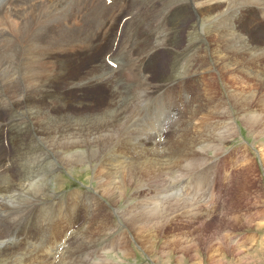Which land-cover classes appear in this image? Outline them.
Segmentation results:
<instances>
[{
  "label": "rangeland",
  "instance_id": "374dc122",
  "mask_svg": "<svg viewBox=\"0 0 264 264\" xmlns=\"http://www.w3.org/2000/svg\"><path fill=\"white\" fill-rule=\"evenodd\" d=\"M59 1H62L64 10V3L68 2ZM86 1L72 0L73 8L69 10H84L82 26L88 31H95L96 35L92 45L82 54L62 51L52 56L49 54L37 59L34 66L26 64L24 69V40L17 43L12 36L19 32L21 23L31 15L33 2L0 0V195L7 190L4 194L10 196L9 199L0 197V210L2 204L7 203L6 212L0 213V264H264V111L260 110V105L264 104V56H255L258 61L253 63L257 70L260 69L259 74H250L244 69L238 70H243L246 75L237 74L234 58L220 53L223 59L220 57L221 60H218L219 52L214 47L216 28L209 17L216 12V16L226 14L227 19L233 15L236 30L245 34L250 45L264 49V10L261 2L249 4L244 0H237V3L232 0V4L225 7L209 4L210 0H180L179 9L173 10L165 20V26L169 28L167 37L173 38L170 45H175L153 55L145 68V63L141 66L135 64L134 68L135 60L130 68L134 69V73L141 72V75L147 76L153 90L159 92L162 80L171 76L172 73H169L177 66L179 50L186 44L193 45L198 52L187 54V61L184 59L185 65L180 71L184 78L190 76L189 79L194 81L193 87L175 94L168 93L169 101L164 99L160 102L162 97L151 95L156 99L154 106H158L156 111H151L138 103V96L143 94L138 90V77L129 73L134 77L136 93L130 92L128 98L121 85L116 84L121 66L127 68L119 43L124 41L122 46L126 43L128 47L123 51L131 52V58H139L150 42V31L147 32L144 24L148 19L152 24L166 0H124L128 10L122 12L124 8L113 5L117 10L105 12L102 17L103 12L99 10L100 14L98 10H91L93 7L87 6ZM174 2L172 0L173 4L179 1ZM132 8H138L139 12ZM123 14L128 17L134 15V19L124 24L122 32L118 30L121 32L118 36L117 24ZM198 17L200 20L207 17L205 20L209 26L198 29ZM98 19L101 27L97 30L95 24ZM29 24L32 25L31 19ZM76 26L79 27V24L76 23ZM229 27L222 24L216 33L219 31L220 34ZM77 30L81 32V28ZM130 37L133 41L128 44ZM118 38L120 46L115 41ZM197 39L202 41L200 47ZM112 45L116 49L108 59L115 62L116 67L119 64L115 74L113 69L116 67L110 69L104 59ZM129 45L133 50L130 51ZM2 48L5 49L3 52ZM165 55H170L169 67L162 76L169 75L159 81L155 74L150 76L148 73L155 72L156 59ZM211 59L215 60L214 64L209 62ZM92 80L98 86L95 90L87 85ZM241 93L248 98L246 107L239 99ZM191 96L196 100L195 105L202 103V112L195 117L194 126H188L192 115L183 108V105L191 104ZM68 98L71 100L65 103ZM163 103L175 105V113H183V120L181 118V122L175 124L176 129L187 122L185 133L176 130L177 135L173 134L178 144H192L196 140L200 143L197 148L201 146L206 151H200L203 156L200 166L195 168L188 160H177L175 150L179 145L169 143L172 145L169 147L166 142L154 145L148 142V132L150 135L159 128L164 133L166 125L175 117V113L173 117L166 114ZM129 105L134 107L133 116H128ZM239 105L242 106L241 111L236 108ZM119 106L122 108L119 109ZM120 112L124 117L119 116ZM229 112L234 116L227 117ZM252 115H258L257 124L263 121L259 129L246 126ZM97 116L117 117L123 124L121 135L129 134L131 139L141 137L146 144L129 151L128 148L121 151V147L115 145L114 151L118 149L120 154L107 148L96 168L93 167L94 161H90L88 165L85 162L65 169L57 156L51 154L56 150L52 149L50 153L34 137L38 131L48 130L51 133L53 128L56 130L65 124L82 126L86 123L90 126ZM233 127L234 131H229ZM76 132L79 133V130ZM50 136L58 143L54 135ZM48 142L52 143L53 139L48 138ZM96 145L101 147L100 143ZM170 148L169 159L165 151ZM78 150V155H84L80 148ZM153 156L163 159L165 167L151 176L152 173H146L142 166L140 169L138 163ZM6 160L12 163L8 170ZM117 160L126 163L127 168L132 164L133 171L131 176L126 175V179L119 180L120 174L124 175V165L117 172L116 183L109 186L104 180V188L112 189L109 193L113 196L122 194L113 204L108 196L101 194L98 183L102 181L98 177L111 168L109 163L113 165ZM171 164L187 172L190 182L195 181L189 186L190 192H186V189L189 190L187 187L181 186L177 174L170 169L173 168ZM197 177L200 179L198 183ZM203 191L210 195L205 198ZM56 200H59L58 204H54ZM148 217L154 220L149 223L146 221ZM68 232L72 233V237L67 239Z\"/></svg>",
  "mask_w": 264,
  "mask_h": 264
},
{
  "label": "bare ground",
  "instance_id": "6f19581e",
  "mask_svg": "<svg viewBox=\"0 0 264 264\" xmlns=\"http://www.w3.org/2000/svg\"><path fill=\"white\" fill-rule=\"evenodd\" d=\"M18 1V0H17ZM33 3L31 4V15L27 16L25 18V22H22L21 25L22 27H20V30L17 34H14V36H12L13 39H15V41L18 43V41L23 42L24 40V44H25V49H26V54L24 55V58L22 60L23 63V67L25 69V66L27 67L26 64H28L29 66H34L37 63V59H41L44 56H49V54L52 56L54 54H56V52L62 51V52H73V53H81L85 50L86 48L89 47V45H92V41L95 40L96 35H94V32H91L92 30H87V28H85V26H82V23L84 21V16H83V12L82 10H80L78 8V10L76 12H74V10H69V8H73V3L71 5V1L72 0H63L66 1L68 3H64V10H63V4L62 1L60 2L59 0H31ZM74 1V0H73ZM146 1V0H145ZM179 2H177L176 4L172 3V0H166L161 8V12L157 13L155 16V19L152 21L151 24V20H147V22L144 24V27L147 29V32L150 31V42L145 46V48L143 49V51L141 52V54L139 55V58H131V56L133 55L131 52H127L125 53L123 50L125 48H127L128 46L125 43V46L123 45L124 41H121L119 44L121 45V54H123L126 58L127 61V69H129V73L130 74H134L135 77H138L136 80L138 81V90L140 89L141 92H143V94L146 95H156L157 96V92L153 90V86L150 83L149 79L147 76H143L141 75V72H139V74L134 73L133 70L131 69L130 66L133 64V60H135L134 62V68H136V65H143L145 63V65L143 66L144 68L146 67V65L150 62V60H152L153 55L159 53L162 50H168L169 46L172 47V45H170V43H172V39H169L167 37L168 32H169V28L167 29V27L165 26V20H166V16L168 14L173 13V10L179 9L178 5L182 2L180 0H177ZM214 1V2H213ZM237 3V0H234ZM243 1V0H242ZM245 2L249 3V4H255L256 2H261L260 6L262 7V10H264V2L263 0H244ZM141 2V1H140ZM176 2V0H175ZM174 2V3H175ZM234 2V4H236ZM27 3V2H26ZM86 5L88 4L89 6H91V10L94 11H99V9L102 10V14L100 17H102V15L105 12H111L114 9L117 10V8H115V6L111 5L109 7L105 6V1L104 0H87ZM28 4V3H27ZM162 4V3H160ZM159 4V5H160ZM173 4V5H172ZM195 4V3H194ZM209 4H220L219 6H225L227 7L229 4H232V0H210ZM26 5V4H25ZM87 5V6H88ZM172 5V6H171ZM181 5V4H180ZM191 7L192 3H190ZM189 6V5H188ZM28 7V6H27ZM83 7V6H82ZM85 7V6H84ZM160 7V6H158ZM255 7V6H254ZM68 10V11H66ZM158 10V9H157ZM160 10V8H159ZM218 10V9H217ZM244 10V9H243ZM84 11V10H83ZM173 11V12H172ZM191 11L193 12V9H191ZM71 12V13H70ZM86 12V11H85ZM216 12V11H215ZM195 15H197L196 12H194ZM218 13V12H216ZM215 13V14H216ZM64 14V15H63ZM85 14V13H84ZM114 14V13H113ZM211 15L210 17V21H213L216 31L222 27V24H224L225 26H230L228 29L222 31L221 29V33L218 34L215 31V48L218 50L217 52L218 55V60L223 59V57L220 56V53L222 54H226L229 55L230 58H234V67L237 69V74H244L246 75V73L239 71L238 69H244L245 72H250V74H259V70H257L254 66L255 63H257L258 59L255 56H259V57H263L264 56V49L262 47H258V46H252L249 44V41H247V39L245 38V34L239 32L236 30L235 28V23L233 22V15L227 19V15L226 14H218L216 15ZM242 14V13H241ZM28 15V14H27ZM116 15V14H114ZM219 15H221L220 17H218ZM98 17V15H97ZM98 17V18H100ZM214 17V18H213ZM218 17V18H217ZM114 18V17H113ZM31 19V24H29ZM207 19V17L205 18ZM202 19L200 20V18L198 17V29L200 27V29H202V27L204 28L208 22L207 20ZM218 19V20H217ZM237 19V18H236ZM238 20V19H237ZM209 21V23H210ZM221 21V22H219ZM225 21H227V23H225ZM9 22V21H8ZM12 22V21H11ZM10 22V25L12 24ZM76 23L79 24V27L76 26ZM91 24H93L91 22ZM81 25V26H80ZM97 25V30L101 27V23L98 19V21L96 22ZM91 26V25H89ZM93 26V25H92ZM209 26V25H207ZM88 27V26H86ZM81 28V32L79 33L77 29ZM2 29V28H1ZM0 29V31H2ZM12 29V28H11ZM88 29H90L88 27ZM248 29V28H247ZM10 30V29H9ZM76 30V31H75ZM94 30V29H93ZM96 30V29H95ZM96 30V31H97ZM207 30V28H206ZM240 30V28L238 29ZM75 31V35H73V32ZM205 31V30H204ZM11 32V31H10ZM172 32V31H171ZM199 32V31H198ZM244 33L246 32L245 30L243 31ZM10 34V33H9ZM2 35V34H1ZM125 35V34H124ZM123 35V36H124ZM129 35V34H128ZM11 35H7V37H10ZM132 36V35H131ZM135 37V36H134ZM123 38V37H122ZM120 41V40H119ZM132 38L130 37L128 39V44L132 43ZM198 47H200L202 41L200 39L196 40ZM12 43V42H11ZM118 44V45H119ZM211 44V43H210ZM119 45V46H120ZM134 45V44H133ZM184 45V44H183ZM2 46H5V43L2 44ZM130 47V51L133 50V48L131 47V45H129ZM23 47V46H22ZM183 48L181 50H179V52L177 53V66L176 68L173 70L172 69V75L167 77L166 79L162 80V85H161V89H159V91L165 90V92L161 95V96H157V97H162L160 99V102L164 99H167L169 101V97H168V93H178L181 92L183 90H187V89H191L190 87H193L192 84L194 81L190 80V76L187 77H183V75L181 74V69H183L185 63L187 61L186 56L188 53L191 54H196L198 52L197 48L194 47L193 45H187L186 46H182ZM68 48V49H67ZM129 48L127 50H129ZM214 48V49H215ZM3 49V48H2ZM118 49V48H117ZM199 49V48H198ZM1 50V48H0ZM5 49H3L1 52H3ZM215 51V50H214ZM9 52V51H8ZM167 52V51H166ZM216 52V51H215ZM261 52V53H259ZM7 53V52H6ZM24 53V51H23ZM4 54V53H3ZM62 54V53H61ZM132 54V55H131ZM2 55V54H0ZM116 55V54H115ZM137 55V54H136ZM4 56V55H3ZM68 56V55H67ZM65 56V57H67ZM83 56V55H82ZM138 57V56H137ZM221 57V59H220ZM195 58V57H194ZM64 59V58H63ZM90 59V58H89ZM105 59V58H104ZM186 59V61L184 60ZM215 59V58H214ZM109 60V59H107ZM111 61V60H109ZM215 61V60H214ZM214 61H212V59L209 62H212L214 64ZM113 62V61H111ZM219 62V61H218ZM216 62V63H218ZM115 63V62H113ZM204 63V61H203ZM254 63V64H253ZM136 64V65H135ZM223 64V63H220ZM229 64V63H228ZM119 65V64H118ZM81 66V65H80ZM175 66V65H174ZM202 66V65H201ZM113 69V68H112ZM262 69V68H261ZM29 69H27L28 71ZM114 70V69H113ZM140 70V69H139ZM233 70V69H232ZM138 71V70H137ZM174 72V73H173ZM183 72V71H182ZM26 73V72H25ZM28 75H30V71L28 72ZM186 75V74H185ZM234 75V74H233ZM187 76V75H186ZM236 76V75H235ZM243 75H241L242 77ZM255 76V75H254ZM257 76V75H256ZM95 77V76H94ZM236 78H239L236 76ZM98 79V78H97ZM241 79V78H239ZM105 81V79H103ZM108 80V79H107ZM112 81V79H110ZM114 81V80H113ZM241 81V80H240ZM99 82V81H98ZM103 82V81H102ZM110 83V81H108ZM243 82V81H242ZM113 85V82H111ZM108 84V83H107ZM89 87L93 88V90H95L96 88H98L97 84L92 80V82H90ZM104 85V84H103ZM110 85V84H109ZM147 85V86H144ZM97 86V87H96ZM180 86V87H178ZM228 87V86H227ZM88 89V88H87ZM119 89V88H118ZM117 89V90H118ZM177 89V90H176ZM20 90V89H19ZM121 90V89H120ZM119 90V91H120ZM196 90V89H195ZM192 91V90H191ZM198 92V91H197ZM196 92V93H197ZM204 92V91H203ZM232 92V91H231ZM75 93V92H73ZM80 93V92H78ZM121 93V92H120ZM193 93V91H192ZM140 94V93H139ZM191 94V93H190ZM194 94V93H193ZM235 93H233L232 96H234ZM72 95V94H71ZM74 95V94H73ZM119 95V94H118ZM123 95V94H122ZM142 95V94H141ZM187 95V94H186ZM195 95V94H194ZM201 95V94H200ZM48 96L54 97V98H58L57 96H55L54 94H48ZM190 96V95H189ZM228 96V95H227ZM236 96V95H235ZM234 96V97H235ZM238 96V95H237ZM245 96V94H244ZM243 94L241 93L239 99L241 98L243 100V102L246 104L248 103V98L244 97ZM62 97V96H61ZM176 97V96H175ZM193 97V96H192ZM68 100H71V98L66 99L64 102L67 103ZM156 100V99H155ZM175 100V99H174ZM195 100V99H194ZM56 101V100H55ZM116 101V100H115ZM196 101V100H195ZM58 102V101H57ZM136 102V100H135ZM198 102V100H197ZM118 103V101H117ZM159 103V102H158ZM181 103V102H180ZM61 104V103H60ZM174 104V103H173ZM196 104V103H195ZM78 105H81L80 103ZM137 105V104H136ZM140 105V104H139ZM161 105V104H160ZM181 105V104H179ZM251 105V104H250ZM59 106H63V105H59ZM142 106V104H141ZM162 106H164V109L166 111V114L169 115L170 117H173L174 113H175V105L169 104V103H163ZM81 107V106H80ZM121 106H119L120 109ZM139 107V106H138ZM209 107V106H208ZM217 107V106H216ZM233 107V106H232ZM79 108V107H78ZM122 108V107H121ZM134 107L129 105V107L127 108L128 111V116H133V109ZM141 108V107H139ZM237 109H239L238 111H241L242 106L239 105L238 107L236 106ZM264 111V104L260 105V110ZM117 109V108H116ZM119 109H117L116 111L119 113ZM160 109V108H159ZM217 109V108H216ZM115 111V114H116ZM202 112V103L198 102L197 105L193 106V108L191 109L190 112H186L187 114H191V119L189 120V125L188 126H192L195 120V117H197L198 115H200ZM163 113V112H162ZM223 113V112H222ZM221 113V114H222ZM127 114V113H126ZM164 114V113H163ZM162 114V116H163ZM211 114V113H210ZM235 114V113H234ZM238 114V113H237ZM124 117L123 114H119V116ZM236 115V114H235ZM254 115V114H253ZM253 115L250 117V122L249 123H245L246 126L250 129H259L261 125H263V121H261V123L257 124V120L256 118L258 117V115H255L253 117ZM106 116V115H105ZM104 116V117H105ZM117 116V115H116ZM161 116V117H162ZM168 116V117H169ZM184 116V115H183ZM181 115V118L183 117ZM188 116V115H187ZM234 116L233 113L231 114V112L228 113L227 117H231ZM101 116H97V120L93 121L95 122L93 125L88 126L86 123L82 126H77V125H70L68 126L67 124L62 125L64 127H58L56 130L55 128H53L52 132L50 133L48 130H44L39 132L38 134H35L34 137H36L37 141L40 144H43L45 146V148H47V150L50 151V153L52 152V149L56 150L54 153H51L52 155L55 154L57 156V158L59 159L60 164L65 168V169H72L75 166L78 165H83L85 162L90 163V161H94V168L97 167L98 162L103 158L104 154L107 150V148H109L110 150H112L113 152H115V154H120V151L117 149L116 151H114L115 145L120 146L121 151L124 148H128V151L131 149H135L136 147L142 148L144 147L143 144L145 143L143 140H141V137H135L133 139L130 138L129 134L128 136L125 135L124 133L121 135V127H123V124L121 125L120 122L117 120V117L115 118H104ZM164 117V116H163ZM208 117V116H207ZM224 117H226V115H224ZM71 118V116H70ZM165 118V117H164ZM235 118V117H234ZM241 118V116H240ZM128 119V117H127ZM163 119V118H162ZM160 118V120H162ZM185 119V118H184ZM141 120V119H140ZM152 120V119H151ZM164 120V119H163ZM162 120V121H163ZM170 120V119H169ZM173 120V119H171ZM183 120V118L181 119ZM234 120V119H233ZM143 121V120H142ZM155 121V120H154ZM168 121V120H167ZM196 121V120H195ZM218 121V120H217ZM236 121V119H235ZM147 122V120H146ZM149 122V121H148ZM153 122V120H152ZM209 122V121H207ZM211 122V121H210ZM165 123V121H164ZM204 123V122H203ZM220 123V122H218ZM141 124V123H140ZM157 124V123H156ZM184 125H182L181 127L179 126L176 130L181 132L182 134L185 133L186 130V125L187 122L183 123ZM227 124H229L227 122ZM132 125V124H131ZM212 125V124H211ZM219 125V124H218ZM232 125V124H231ZM164 126V124H163ZM162 126V127H163ZM194 126V125H193ZM149 127V126H148ZM211 127V126H210ZM219 127V126H218ZM77 128V129H76ZM190 128V127H189ZM224 128V126H223ZM233 129H229L233 130ZM148 129V128H147ZM228 129V127H227ZM51 130V129H50ZM76 130H79V133L76 132ZM193 130V127H192ZM191 130V131H192ZM262 130V129H260ZM48 131V132H47ZM160 129L158 128L157 132H152L149 135V132L146 134V138L148 140V142H150L152 145L154 144H163L161 142V138H162V131H160ZM164 132V131H163ZM188 132V131H186ZM190 132V130H189ZM207 132V131H206ZM236 132V131H235ZM262 132V131H261ZM114 133V135H112ZM135 134V132H134ZM197 134V132H196ZM211 134V133H210ZM38 135H48L47 137H41ZM50 135H54V137L57 139L58 143H55L54 138ZM187 135V134H186ZM141 136V135H140ZM168 136V138H167ZM165 137V142L170 143L172 145H179L175 152L177 153L176 156H178L179 161H184V160H188L190 162L191 165L195 166V168L200 164L201 165V158H203L202 156V152H200L201 150H203V148H197V144L198 143L196 140H193L194 142H192V144H188V143H182L181 145L178 144L177 140L172 141V138H175L173 136V133H170V135L168 134ZM195 136V134H194ZM200 136V135H198ZM219 136V135H218ZM133 137V136H132ZM196 137V136H195ZM211 137V135H210ZM48 138H52L53 142L50 143L48 142ZM188 138V137H187ZM200 138V137H199ZM206 138V137H205ZM215 138V137H214ZM145 139V138H144ZM50 140V139H49ZM116 140V141H114ZM201 140V138H200ZM204 140V139H203ZM114 141V142H113ZM146 141V139H145ZM216 141V140H215ZM203 142V141H202ZM97 143L101 144V147H96ZM154 143V144H153ZM146 144V143H145ZM205 144V142H204ZM150 145V144H148ZM206 146V145H205ZM204 146V147H205ZM51 147V148H50ZM56 147V148H55ZM196 147V148H195ZM207 147V146H206ZM78 148H80L82 150L81 153H84V155L79 154L78 155ZM173 148V147H172ZM212 148V147H211ZM182 149V150H181ZM200 149V150H199ZM78 150V151H77ZM149 150V149H148ZM180 150L182 152H180ZM204 152H206L205 150H203ZM212 151V150H211ZM184 153V154H183ZM124 157V156H122ZM122 159V158H121ZM142 159V158H141ZM56 160V159H55ZM163 160V159H162ZM162 160L157 157V156H153V157H147L145 158L141 163H138V165L144 168V171L146 173H152L151 176H153L154 174H156L158 171L160 172V170L164 169L165 164L162 162ZM118 162H113V165H111L112 163H109V166L111 168L105 170L103 172L102 175H99L98 178L101 179L102 182L98 183L99 188L101 189V194L102 195H106L105 197H109V199L111 200V202L113 204L116 203V201L118 200L119 196L121 193L117 194V196H113V193H109V189L108 188H104V186L109 185L111 186L113 183H116L117 178L115 180V177L118 175V171L123 168V166L125 165V170H124V175L120 174V179L125 178L126 175H130L132 174L133 171V167L132 164L129 168L126 167V163H123L121 160H117ZM135 161V160H134ZM164 161V160H163ZM168 161V160H167ZM205 161V160H204ZM170 162V161H169ZM166 163V162H165ZM168 163V162H167ZM173 163V162H172ZM176 164V163H175ZM174 164V165H175ZM86 165V164H85ZM91 165V164H90ZM168 165V164H167ZM199 165V166H200ZM172 166V164H171ZM173 167V166H172ZM199 171V170H198ZM197 171V172H198ZM144 172V173H145ZM158 172V173H159ZM145 173V174H146ZM157 173V174H158ZM98 174V173H97ZM135 174V173H134ZM171 174V173H170ZM131 176V175H130ZM129 176V177H130ZM134 176V175H133ZM209 176V175H208ZM128 177V178H129ZM139 177V176H138ZM96 178V177H95ZM202 178V177H201ZM97 179V178H96ZM126 179V178H125ZM195 179V178H194ZM105 180L106 185L103 183ZM142 180V179H141ZM151 180V179H150ZM166 181V180H165ZM200 181L199 177L196 178V183H198ZM122 182V181H121ZM124 182V180H123ZM129 182H131V180H129ZM149 182V181H148ZM171 182V181H170ZM24 183V182H23ZM131 184V183H130ZM151 184V183H150ZM128 185V184H127ZM27 186V185H26ZM122 187V186H121ZM155 186H152V188ZM25 189V188H24ZM114 189V188H113ZM150 189V188H149ZM119 191V190H118ZM137 192V191H136ZM4 193H7V190L4 191L0 197H5L6 198H10V196H6ZM9 193V192H8ZM149 193V192H148ZM10 194V193H9ZM94 194H96V191L94 192ZM122 195V194H121ZM134 196V195H133ZM145 196V194H144ZM107 197V198H108ZM147 197V196H146ZM4 199V198H3ZM4 199V200H5ZM9 201V200H8ZM7 201V202H8ZM15 201V200H14ZM140 201V200H139ZM9 205V204H8ZM143 205V204H142ZM113 206V205H112ZM135 206V205H134ZM16 207V206H15ZM149 208V207H148ZM144 211V210H143ZM123 214V213H122ZM143 214V213H142ZM146 215V214H145ZM144 217V216H143ZM147 218V217H146ZM132 219V218H131ZM138 219V218H137ZM124 220V219H123ZM154 220L152 217H148V219L146 221H148L150 223V221ZM162 220V218H161ZM125 221V220H124ZM134 222V221H133ZM132 222V223H133ZM138 222V221H136ZM141 222V221H140ZM59 224V223H58ZM143 224V223H142ZM146 224V223H145ZM154 225V224H153ZM161 225V223H160ZM142 226V225H141ZM144 226V225H143ZM126 227V226H125ZM133 227V226H131ZM140 227V226H139ZM146 227V226H145ZM154 227V226H153ZM138 228V227H137ZM144 229V228H143ZM132 230V228H131ZM130 230V231H131ZM134 230V228H133ZM138 230V229H137ZM140 230L142 231V227L140 228ZM133 232V231H132ZM150 232V231H149ZM146 236V235H145ZM134 240V239H133ZM136 240V239H135ZM145 242V241H144ZM120 243V242H119ZM5 244V243H4ZM141 244V243H140ZM121 245V244H120ZM147 245V244H146ZM53 246V245H52ZM141 247V246H140ZM119 249V248H117ZM154 249V248H153ZM55 251V250H54ZM147 252V250H146ZM121 253V252H120ZM101 258V257H100Z\"/></svg>",
  "mask_w": 264,
  "mask_h": 264
}]
</instances>
